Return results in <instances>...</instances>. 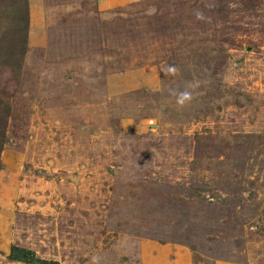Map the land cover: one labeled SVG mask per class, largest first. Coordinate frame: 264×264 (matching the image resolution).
<instances>
[{"label": "rangeland", "instance_id": "1", "mask_svg": "<svg viewBox=\"0 0 264 264\" xmlns=\"http://www.w3.org/2000/svg\"><path fill=\"white\" fill-rule=\"evenodd\" d=\"M27 3L22 37V1L0 0V264H34L12 245L57 264H264V0Z\"/></svg>", "mask_w": 264, "mask_h": 264}, {"label": "trees", "instance_id": "2", "mask_svg": "<svg viewBox=\"0 0 264 264\" xmlns=\"http://www.w3.org/2000/svg\"><path fill=\"white\" fill-rule=\"evenodd\" d=\"M21 1H22L23 12H24V17L22 20L23 22L22 37H25L26 30H27V24H28V3H27V0H21ZM7 53H8L7 59H6L7 61H4V63L13 68H17V66L19 67L17 60L14 59L16 55L14 51H8ZM9 110H10L9 106L0 100V152L6 141V122H7V116L9 115ZM9 256L13 260L22 261L26 263L57 264L56 261L41 259L35 256L32 250L25 248V247L17 246V245H12L10 247Z\"/></svg>", "mask_w": 264, "mask_h": 264}, {"label": "clouds", "instance_id": "3", "mask_svg": "<svg viewBox=\"0 0 264 264\" xmlns=\"http://www.w3.org/2000/svg\"><path fill=\"white\" fill-rule=\"evenodd\" d=\"M197 19H203V14L201 12H196ZM166 75H176L178 69L175 66H168L162 69ZM199 87V81H190L186 84L183 91L176 89L170 90V94L176 97V104L180 107H184L191 104L194 99V92ZM90 264H101V257L94 255L90 261Z\"/></svg>", "mask_w": 264, "mask_h": 264}]
</instances>
